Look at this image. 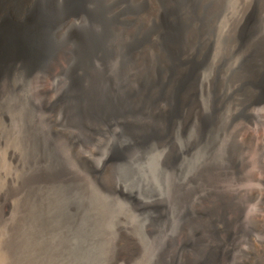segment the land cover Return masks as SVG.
<instances>
[{"label": "bare ground", "instance_id": "obj_1", "mask_svg": "<svg viewBox=\"0 0 264 264\" xmlns=\"http://www.w3.org/2000/svg\"><path fill=\"white\" fill-rule=\"evenodd\" d=\"M259 11L256 7L244 18L239 39L230 50L237 56L236 76L224 81L216 74L202 76V58H207L209 44L202 34L207 26L202 18L205 8L194 0H0V86L14 70L29 77L39 100V115L42 112L54 136L47 134L60 138L75 159H85L79 148L94 156L103 147L101 162L87 165L100 173L153 140L168 144L163 165L170 171L172 186L151 204L149 217L160 227L151 242L158 241L154 252L161 264H199L189 254L202 250L208 264H264V174L253 172L246 183L244 172L249 166L247 155L253 152L264 164V129L251 121L256 114L264 121V36L259 46L252 45L247 53L239 51L241 43L259 29ZM206 99L209 116L201 114ZM227 108L230 124L236 121L232 135L238 140H232L240 152L221 165L206 163L204 182L191 187L194 175L181 176L188 171V161L175 145L174 128L179 123V133L184 135L195 119L201 129H211ZM173 195L180 213L168 204ZM0 212L3 215L5 207ZM128 235L127 244L138 251L137 242Z\"/></svg>", "mask_w": 264, "mask_h": 264}, {"label": "rangeland", "instance_id": "obj_2", "mask_svg": "<svg viewBox=\"0 0 264 264\" xmlns=\"http://www.w3.org/2000/svg\"><path fill=\"white\" fill-rule=\"evenodd\" d=\"M194 1L198 7L201 8L202 5L205 8L202 18L205 19L203 21L207 25L208 31L205 29L202 34L204 37H208L205 38L208 40L209 47H214L211 50L212 48H209L207 44L208 48L205 51L208 53L204 54L207 57L205 58L207 62L202 58L205 67L203 78L207 79L218 75L219 79L224 81L235 79L237 56L231 53L233 43L235 39H239L244 18L257 7L258 11L260 10L259 20L257 19L260 25L259 29L246 42L241 43L239 51L247 53L252 45H260L261 37L264 36V0ZM196 11L194 13L200 15V12ZM209 11L212 13L209 14ZM211 14L215 19H212ZM210 26H213V31ZM230 33L233 37L230 36ZM213 34L217 35L213 36ZM210 42H213L214 45ZM223 57L227 58L225 59L226 63ZM233 68L235 69L233 70ZM215 70L218 71V74ZM230 71L233 74H230ZM12 73L8 78L11 75L12 77L7 78L5 83L0 86V211H3L5 207L3 215L0 212V264H161L156 260L154 252L158 241L154 243L152 240L151 242L153 232L159 230L160 227L156 221L150 222L149 217L153 214L151 204L167 195L172 186V178L170 174L168 175L170 171L163 165V152L168 148V144L153 140L148 146L136 150L134 154H129L125 159L109 164L100 173H95L87 165L91 162L94 164L101 162L103 147L94 156L86 154L84 149L79 148L85 154V159L80 158V161L75 159L71 151L68 153V148L63 145L60 138L56 135L55 139L52 138L54 134L48 131L50 129L46 120L44 122L42 112L39 115L40 104L31 79L23 76L19 71L14 70ZM31 93H34L37 101L34 100V97L32 98ZM228 109L224 110L223 116L214 121L211 129L210 127L201 129L195 119L186 128L184 135L179 133L181 127L179 123L174 128V131L177 132L174 138L175 145L188 161V166L186 164L188 171L184 173L183 170L181 176L183 174L185 176L194 175L191 187L199 186L204 182V166L212 162L214 165H221L228 160L231 154L240 152L238 143L235 142L238 138L232 135L236 128V121L230 124L232 118ZM201 114L204 116L210 114L207 99L201 106ZM237 114L239 117L243 115L241 111ZM35 115H37L36 118ZM39 116L40 118H38ZM259 118L262 116L256 114L251 121L254 125L257 123L261 129H264V121H260ZM36 121H38L37 124ZM252 127L255 128V126ZM56 128L63 130L60 126ZM218 131H221V135H218ZM203 133H205L204 136ZM210 135L212 138L209 137ZM216 135L220 139H217ZM38 136H42L44 140ZM48 136L52 139L47 138ZM58 136L61 137L60 134ZM57 141L59 144L62 142L61 147ZM62 146L64 147L62 148ZM254 153L247 155V165L249 166H246V171H244L248 175L246 183L250 182L248 181L249 175H253V172H258L259 175L264 174V166H262L264 164H259V159L254 156ZM58 155L65 158H59ZM37 156H41V159L38 157V160ZM70 156L71 158L68 159ZM69 161L73 162V165ZM39 163H42V166ZM39 166L42 167L41 170ZM46 168L47 170H45ZM75 168L80 170H74ZM260 168L261 170H259ZM257 169L259 171H256ZM34 172L36 175L33 174ZM40 172L45 173H42L43 177ZM28 174H33L38 178V182L36 178L32 175L30 177ZM47 174L50 176L49 179ZM7 177L12 178V183ZM26 177L29 178L25 181ZM44 179L47 181L45 182ZM40 180L43 183H40ZM169 180L171 181L169 182ZM259 186L263 187V184L259 183ZM168 204L174 213L181 212L182 209L178 207L175 195L171 197ZM126 235L131 236L137 242L138 251L130 248L131 245L129 242L127 244ZM9 253L12 254L11 258ZM189 256L199 264H208L203 250L198 253H190Z\"/></svg>", "mask_w": 264, "mask_h": 264}]
</instances>
